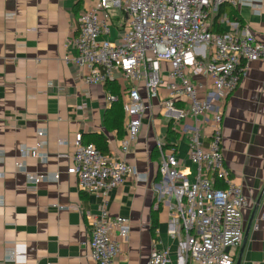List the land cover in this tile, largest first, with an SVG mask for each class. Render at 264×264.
<instances>
[{
  "label": "crops",
  "instance_id": "obj_1",
  "mask_svg": "<svg viewBox=\"0 0 264 264\" xmlns=\"http://www.w3.org/2000/svg\"><path fill=\"white\" fill-rule=\"evenodd\" d=\"M235 1L236 5L228 2L225 8L234 10L242 23L223 13L219 19L221 28L235 34L250 29L264 42V0L260 13L254 11L250 0ZM97 2L0 0V152L3 155L0 264H97L89 253L87 217L98 213L102 197L81 191L77 177L67 170L78 136L86 139L89 135L102 134L108 140L109 153L118 154L125 122L122 137L106 128L104 114L110 107L107 101L110 92L105 83H86L87 69L64 60L66 55L75 53V24L80 14ZM193 56H189V61ZM205 61L209 64L208 59ZM162 68L166 80L169 64L162 63ZM188 75L198 86L199 99L205 100L209 92L204 87L206 77L195 73L191 65H188ZM116 76L125 100L123 89L128 82L119 73ZM48 81H53L54 86L48 88ZM139 89L148 108L142 114L136 143L122 156L136 167L142 179L127 175L124 183L108 195L110 214L125 216L131 221V232L121 243L117 264H146L155 248H168L171 264H178L183 231L173 197L161 196L159 165L151 154L159 144L176 142L178 157L182 160L180 168L194 179L196 167L189 158L191 127L199 129L203 142H209L215 112L223 115L222 147L226 166L242 184L248 203L242 211L246 237L245 241L243 237L244 245L242 242L236 251L234 264L242 245L240 264H264V221L259 219L264 201V59L248 65L233 93L213 98L215 103L206 113L207 119H185L186 131L175 132L177 135L169 139L173 113L160 103L168 95L166 86L159 87L158 97L151 102L143 82L139 83ZM41 130L46 133L47 159L22 157L21 148L34 146ZM60 139H65L66 144H60ZM17 161L23 163L22 169H17ZM27 172L43 173L47 178L30 189ZM55 174H59L58 179L51 177ZM152 212L157 214L155 236ZM255 223L258 229H254ZM16 245L24 248L17 258H12L10 251Z\"/></svg>",
  "mask_w": 264,
  "mask_h": 264
},
{
  "label": "built area",
  "instance_id": "obj_2",
  "mask_svg": "<svg viewBox=\"0 0 264 264\" xmlns=\"http://www.w3.org/2000/svg\"><path fill=\"white\" fill-rule=\"evenodd\" d=\"M256 1L250 0L254 11L260 13L263 0ZM228 2L237 4L235 0H98L95 6L80 14L75 24V53L66 55L64 60L87 69L84 80L88 84L116 81V73L128 82L123 89L126 95L123 100L125 135L121 139L120 152L104 154L78 136L67 170L77 177L81 191L102 197L98 213L87 217L89 253L97 264H117L121 243L131 232L130 219L111 215L107 203L110 191L122 185L127 175L142 179L136 167L122 156L136 143L142 114L148 108L139 83H144L150 102L158 97L159 87L166 86L168 95L160 103L173 113L172 131L183 133L187 128L183 124L185 119H205L215 103L213 98L233 93L248 65L264 59V42L250 29L242 34L209 31V17ZM114 10L120 13L116 15ZM164 62L169 64L166 80L163 78ZM188 65L207 79L204 87L209 92L205 100L198 97V86L188 75ZM53 86V81H48L47 87ZM116 100L117 95L108 93V103ZM222 130L220 112L212 117L209 142H203L199 129L191 127L189 158L196 167L194 179L180 168L182 160L178 157L176 142L165 150L163 145L158 146L161 196L173 197L184 236L177 252L178 264H234L236 251L243 242L242 211L248 203L242 184L226 166ZM45 136L44 131H38L37 143L22 147L21 156L45 161ZM66 142L59 140L60 144ZM2 160L0 152V162ZM16 167L22 169L23 163L17 161ZM26 176L30 189L47 178L43 173L27 172ZM51 177L58 179L59 174ZM216 180L222 186H215ZM259 219L264 221V201ZM258 228L255 223L254 229ZM23 248L16 245L10 251L11 257L17 258ZM169 254L168 248H155L146 264H171Z\"/></svg>",
  "mask_w": 264,
  "mask_h": 264
},
{
  "label": "trees",
  "instance_id": "obj_3",
  "mask_svg": "<svg viewBox=\"0 0 264 264\" xmlns=\"http://www.w3.org/2000/svg\"><path fill=\"white\" fill-rule=\"evenodd\" d=\"M228 3L222 4L217 13L214 16H210L209 19H211L209 31L224 34V30L221 28L219 19L223 13H227L231 16L233 20L238 22L239 24L242 23L241 17L234 11L229 10L227 7ZM106 88L109 90L110 93L117 95L118 100L112 102L110 104V107L105 111L104 114V123L107 129L114 130L117 132V134L122 137L124 135V122H125V113L123 108V99L120 91V86L118 85L117 81H107L105 83ZM177 134L172 131V129H169V133L167 135V139H169L171 136H176ZM83 141L85 143H92L94 144L102 153L108 154L109 153V143L107 138L102 134H95V135H89L86 139L82 137ZM170 145L163 146V149L165 150L167 147H170ZM152 160L156 161L158 165L160 166V150L158 147H154L151 154ZM158 176L160 177V172L158 171ZM215 186H222L221 183H219L217 180L215 182ZM157 214L155 212H152V233L154 236L156 235L157 230Z\"/></svg>",
  "mask_w": 264,
  "mask_h": 264
},
{
  "label": "water",
  "instance_id": "obj_4",
  "mask_svg": "<svg viewBox=\"0 0 264 264\" xmlns=\"http://www.w3.org/2000/svg\"><path fill=\"white\" fill-rule=\"evenodd\" d=\"M261 198H262V194L260 195V197L258 199L257 205L260 204ZM256 209H257V207H256ZM245 237H246V235H245ZM245 237H244V241H245ZM243 245H244V242H243ZM243 245H242V248H241V252H240V254H239L238 258H237L236 264H240V261H241V258H242Z\"/></svg>",
  "mask_w": 264,
  "mask_h": 264
},
{
  "label": "rangeland",
  "instance_id": "obj_5",
  "mask_svg": "<svg viewBox=\"0 0 264 264\" xmlns=\"http://www.w3.org/2000/svg\"><path fill=\"white\" fill-rule=\"evenodd\" d=\"M114 12H115L116 15H118L120 13L119 11H115V10H114ZM210 23H211V19H209V25H210ZM179 126H181V124Z\"/></svg>",
  "mask_w": 264,
  "mask_h": 264
}]
</instances>
